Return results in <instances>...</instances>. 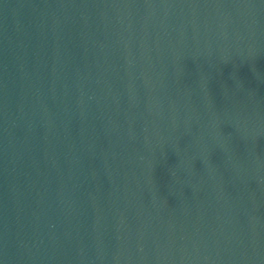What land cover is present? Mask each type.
Here are the masks:
<instances>
[{"label":"water","instance_id":"obj_1","mask_svg":"<svg viewBox=\"0 0 264 264\" xmlns=\"http://www.w3.org/2000/svg\"><path fill=\"white\" fill-rule=\"evenodd\" d=\"M0 264H264V0H0Z\"/></svg>","mask_w":264,"mask_h":264}]
</instances>
